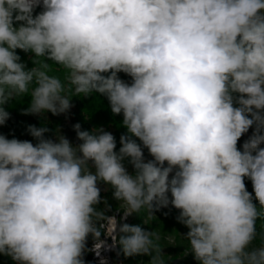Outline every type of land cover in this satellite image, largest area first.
<instances>
[{
  "label": "clouds",
  "instance_id": "clouds-1",
  "mask_svg": "<svg viewBox=\"0 0 264 264\" xmlns=\"http://www.w3.org/2000/svg\"><path fill=\"white\" fill-rule=\"evenodd\" d=\"M92 94L122 114L118 151L111 132L79 123L75 145L35 125V144L0 134V254L85 264L105 221L126 257L166 264L156 233L106 214L103 183L126 205L121 219L178 209L198 264H264V0H0V126L25 95L24 114L42 116Z\"/></svg>",
  "mask_w": 264,
  "mask_h": 264
},
{
  "label": "trees",
  "instance_id": "trees-1",
  "mask_svg": "<svg viewBox=\"0 0 264 264\" xmlns=\"http://www.w3.org/2000/svg\"><path fill=\"white\" fill-rule=\"evenodd\" d=\"M42 6L37 7L34 11V15L42 11ZM17 54L21 57V61L24 62L28 68L33 67L32 60L34 58L33 53H25L21 50H16ZM51 74L59 75L61 78L64 76V71L61 69H57L55 66L53 68V72ZM118 76L120 79L131 82V77L126 75L125 73L121 72L118 73ZM30 96H23L18 100L10 101L8 105H6V110L10 113V118L7 120V122L0 126V134L6 136L8 139L16 138L19 140H28L31 141L33 144L37 143V140L31 136L27 128L29 125H35L37 128L39 127H47L49 129V132L45 133L46 138H51L53 140L56 139V133L61 134L64 132V118L60 115H53L50 112L44 113L41 115H32L28 114L25 115L23 110L26 109L30 102ZM71 108H70V114H71V121L72 126L76 123H79L81 125V130H92L93 128L103 127L105 130L111 132L117 141V148L116 150H119V147L121 146L119 143L120 136L122 134L127 133V129L122 126V114L121 115H113L109 102L106 97L101 96L99 94H92V96L88 97H77L73 96L71 98ZM254 126V125H253ZM69 137L71 139H77L76 132L73 130L69 133ZM250 136H244L240 138L238 141L237 147L240 150H243V144L246 140L249 139ZM135 139V138H134ZM78 140V139H77ZM80 143V141H77ZM137 143H141L139 140H137ZM260 147H264V144H261ZM145 159H152V157L149 155L148 150L145 148L143 149ZM126 167L128 168L129 172L133 171V168L130 164L125 161ZM245 185L247 190L252 193L253 195V202L257 204V207H259L258 201L255 200V194L253 191V187L250 184L249 179L245 178ZM101 196L102 198H106L108 201V204L111 206L110 211H108L106 214L110 215L113 210L120 208L119 201H116L112 197V191L108 190H102L101 189ZM103 207V205H101ZM120 212V211H119ZM119 214V213H118ZM143 217L139 215H135L132 220L128 224L136 225L139 224L142 228L143 225ZM105 221H101L98 225L100 227V224H103ZM261 222H264V220H259L257 222V227ZM259 228V227H258ZM120 235L119 233L117 236ZM93 238L89 236L86 248L89 246L91 240ZM118 247V255L124 260L125 263L132 262V258L126 257L119 244H117ZM148 256V255H147ZM91 258V252L85 251L83 259L84 262L89 261ZM0 264H16L11 257L0 254Z\"/></svg>",
  "mask_w": 264,
  "mask_h": 264
},
{
  "label": "rangeland",
  "instance_id": "rangeland-1",
  "mask_svg": "<svg viewBox=\"0 0 264 264\" xmlns=\"http://www.w3.org/2000/svg\"><path fill=\"white\" fill-rule=\"evenodd\" d=\"M64 118V132L61 134L69 139L71 143L79 144L77 139H71L69 133L74 130L71 121L70 109L63 114H60ZM255 130V125L249 129L244 136H251ZM149 160V159H146ZM167 166V165H165ZM249 179V178H248ZM252 186V182L249 179ZM102 190L106 189V185L99 184ZM108 191L112 189L108 188ZM126 205L120 203V208L115 209L109 216H115L119 224L129 223L132 218L137 214L143 217L144 229L153 231L159 236V244L164 254L163 259L166 264H198L191 253L186 254L188 249L187 241L183 235L187 233L188 229L185 225L178 222L179 210L174 208L171 204L168 207L161 208L159 211H155L154 216L149 218L145 209H141L139 213L132 214L127 219H121L123 213L127 211ZM120 211V212H119ZM119 213V214H118ZM147 221V224L144 223ZM258 232L264 236V222H261L258 226ZM99 230L101 236L96 240L92 239L89 246H87V252H91V258L85 264H150L151 257L147 255H134L131 256L132 262L125 263L124 260L118 255L117 244L113 245L112 238L110 237L109 226L106 222L100 224ZM118 234L114 233V235Z\"/></svg>",
  "mask_w": 264,
  "mask_h": 264
},
{
  "label": "bare ground",
  "instance_id": "bare-ground-1",
  "mask_svg": "<svg viewBox=\"0 0 264 264\" xmlns=\"http://www.w3.org/2000/svg\"><path fill=\"white\" fill-rule=\"evenodd\" d=\"M109 231L111 232V229L109 228Z\"/></svg>",
  "mask_w": 264,
  "mask_h": 264
}]
</instances>
